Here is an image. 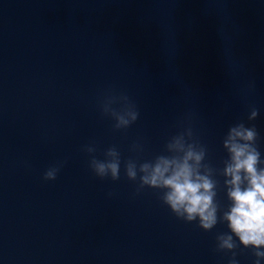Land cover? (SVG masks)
Returning a JSON list of instances; mask_svg holds the SVG:
<instances>
[{
    "label": "clouds",
    "instance_id": "1",
    "mask_svg": "<svg viewBox=\"0 0 264 264\" xmlns=\"http://www.w3.org/2000/svg\"><path fill=\"white\" fill-rule=\"evenodd\" d=\"M98 108L101 117L112 121L113 131H126L140 118L138 105L124 91H105ZM259 115V108L251 106L246 120L229 126L221 141L227 155L222 167L211 161L208 146L194 131L190 116L167 136L162 150L148 159L142 158L145 147L139 139L130 144L129 151L135 155L127 159H122L115 145L104 149L102 158L97 156L95 142L82 151L88 156V168L100 180L119 181L123 165L124 177L135 185L134 195L155 190L177 219L195 222L205 232L224 224L226 231L215 235L214 251L228 256L227 264H240L238 256L243 250L253 258L252 264H264V157L253 123ZM63 164L50 165L43 180L55 181ZM221 191L226 207L218 198Z\"/></svg>",
    "mask_w": 264,
    "mask_h": 264
}]
</instances>
